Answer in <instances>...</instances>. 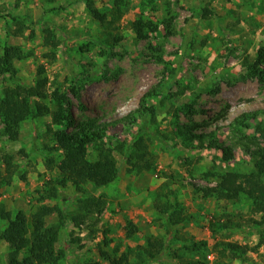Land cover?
<instances>
[{
	"label": "rangeland",
	"instance_id": "1",
	"mask_svg": "<svg viewBox=\"0 0 264 264\" xmlns=\"http://www.w3.org/2000/svg\"><path fill=\"white\" fill-rule=\"evenodd\" d=\"M88 4L107 16L105 24L92 18ZM112 9L113 0H0V56L5 45L29 54L14 61L13 81L0 77V98L5 87L27 89L43 77L45 98L32 101L53 112L56 97L62 94L64 109L78 125L123 118L139 110L143 99L145 107L153 109L135 117L132 125L124 121L123 130L111 132L112 143L106 146L116 162L114 182L100 188L87 184L82 190L57 186L67 205L59 198L42 202L47 208L43 221L59 224L54 207L78 213L75 198L83 190L104 200L102 213H90L81 228L73 223L62 228L58 248L66 247L63 263L108 264L100 258L102 248L118 256L136 251L128 264H264L260 230L248 222L261 220L262 213L246 197L226 202L200 191L215 186L217 175L225 171L248 172L250 162L243 153L264 148V63L252 67L258 50L264 48V0H124L119 19L112 18ZM203 9L209 11L205 18ZM135 20L150 22L153 32L138 38L131 27ZM44 29L50 31L49 44L44 43ZM84 45L87 51H80ZM243 113L259 114L261 133L254 125L236 126ZM142 124L147 130L143 136L149 139V171L128 166L114 149L118 140L130 143ZM48 126L58 129L50 113L34 122L28 119L18 140L10 141L2 133L0 118V158L13 155L18 165L12 184L0 186V205L12 214L22 210L30 219L40 205L35 191H44L50 180H60L56 165L61 154L43 148L55 145ZM190 129L215 137L201 145L188 138ZM221 146L234 150V160H222L217 150ZM97 154L89 147V160H96ZM51 157L56 164L49 169ZM164 206L179 210L181 223L166 226L168 214L160 212ZM128 221L138 229L131 236ZM5 228L0 219V234ZM148 236L163 241L154 263L143 260L137 250ZM233 242L249 251L235 255L225 245ZM8 251L0 239L2 262Z\"/></svg>",
	"mask_w": 264,
	"mask_h": 264
},
{
	"label": "trees",
	"instance_id": "2",
	"mask_svg": "<svg viewBox=\"0 0 264 264\" xmlns=\"http://www.w3.org/2000/svg\"><path fill=\"white\" fill-rule=\"evenodd\" d=\"M124 0H113V9L111 11L112 18H120L121 7ZM90 15L94 20L101 24L107 22V16L100 13L93 8L91 4L87 5ZM208 9H203L201 16L205 18L208 14ZM13 22H17L13 17ZM132 30L138 38H145L148 32H153V26L150 22L143 20H135L131 23ZM17 32L21 34L23 27L19 26ZM46 37L44 43L49 44L51 34L50 31L44 29ZM88 46L79 47L80 51H87ZM29 54H24L18 46L5 45L3 54L0 56V77L5 79L8 77L14 80V61L22 60ZM261 63H264V48L258 50V55L253 68H257ZM43 68H38V75L43 74ZM46 86V79L40 77L35 84L29 88H23L19 85L14 87H5L3 89L2 97L0 98V118L3 121L2 133L8 137L10 141H17L19 138V130L24 122L28 119L34 122L37 118L44 114H51L53 124L58 129L53 130L50 126L46 128L47 133L55 142L53 147L44 145L45 151L58 152L61 154V161L56 165V169L60 176V180L48 181L45 183L44 191H35L36 202L38 207L29 219L22 210L16 211L12 214L7 211L3 205H0V219L6 222V228L1 232L0 239L7 245L9 251L5 257V262L0 258V264H66L63 263L66 257V252L58 248V243L61 240V230L66 228L68 223H73L77 228L84 225L88 219L89 214L99 215L102 213L105 203L102 198L93 197L88 191H82L80 197L75 200L79 203L78 213L65 212L66 207H54L55 212L59 218V224H46L43 221L44 210L47 208L41 205L43 201L48 199L61 200L62 205H67L68 199L62 194L57 186L66 188L71 185L75 189L82 190L83 185L90 184L94 188L105 187L114 182L116 177V162L111 158L108 143H112L114 135L113 131L123 130V122L129 121L132 125L135 117H142L146 112H153V109L146 108L144 99L140 105L139 110L130 112L127 116L109 122H90L87 125L77 124L73 114L69 109L63 107V95H58L55 100V109L50 112L48 107L40 101L33 102L32 99L42 100L45 98L44 89ZM72 92H74L72 90ZM144 112V113H143ZM149 112V113H150ZM143 113V114H142ZM259 114L243 113L236 121V126H244L249 128L254 125L257 132L262 131L261 125L256 123V118ZM127 120V121H126ZM192 127L191 129H193ZM188 131V138L193 142L197 140L201 145L206 139L213 140L215 137L212 132L206 135H200L194 130ZM38 133L36 129V134ZM147 133L145 125H138L136 133L131 139L130 143L118 140L114 149L120 153L125 163L128 166L135 167L137 171L151 169V164L147 161V157L151 156L148 148V140L143 135ZM263 135V133H262ZM261 135V136H262ZM149 136H154L151 134ZM154 138H157L154 136ZM93 147L98 153L94 161L88 159V149ZM221 153L222 160L231 161L235 158V153L229 146L217 147ZM32 151L38 152V148L33 147ZM21 154L26 156V153L21 149ZM247 156L250 162V170L246 173L225 171L217 175V183L213 187H201L200 191L204 197H215L226 202H235L240 197H246L254 207V209L262 213V219L257 221L248 219V222L254 223L258 230H260V243L264 244V148H260L256 153H243ZM47 168H52L56 164L53 157L48 158ZM2 168L0 167V186H9L13 182L15 172L18 165L14 163V157L10 154H4L0 158ZM214 173H209L208 176H215ZM24 179V176L21 177ZM56 183V184H55ZM38 196V197H37ZM163 215H167V225L181 223L182 219L178 218L179 210L164 206L160 209ZM94 221L92 224H96ZM126 230L129 236L138 232V229L131 223L127 222ZM103 230V236H105ZM104 238V246L108 242ZM79 240V239H77ZM72 244V243H71ZM227 248L235 255H245L249 250L248 247L240 246L237 243L225 244ZM67 246V243L66 245ZM141 250L139 253L148 263L157 262L163 250V241L148 236L145 239L143 246L137 247ZM253 250V248H252ZM136 251H128L122 255H112L107 250L99 248L100 258L108 264H128L130 256ZM223 254L222 252H218ZM264 257V254H263ZM89 264H101L98 261H93ZM188 264H206L204 261H190Z\"/></svg>",
	"mask_w": 264,
	"mask_h": 264
},
{
	"label": "built area",
	"instance_id": "3",
	"mask_svg": "<svg viewBox=\"0 0 264 264\" xmlns=\"http://www.w3.org/2000/svg\"><path fill=\"white\" fill-rule=\"evenodd\" d=\"M208 258H209V256H208Z\"/></svg>",
	"mask_w": 264,
	"mask_h": 264
}]
</instances>
